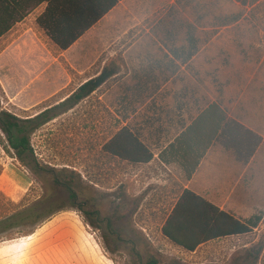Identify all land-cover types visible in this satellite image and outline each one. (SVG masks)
<instances>
[{"label":"rangeland","instance_id":"obj_1","mask_svg":"<svg viewBox=\"0 0 264 264\" xmlns=\"http://www.w3.org/2000/svg\"><path fill=\"white\" fill-rule=\"evenodd\" d=\"M42 9L0 40V105L21 117L56 115L31 140L51 172L34 174L0 146V218L40 198L64 209L30 235L0 238V261L264 264V221L252 234L194 252L171 243L161 228L186 182L179 167L130 164L102 151L128 126L157 153L213 99L244 106L246 91L261 95L264 0H127L65 52L37 26ZM103 66L118 73L64 111L65 97ZM56 175L72 185L75 203Z\"/></svg>","mask_w":264,"mask_h":264},{"label":"trees","instance_id":"obj_2","mask_svg":"<svg viewBox=\"0 0 264 264\" xmlns=\"http://www.w3.org/2000/svg\"><path fill=\"white\" fill-rule=\"evenodd\" d=\"M120 1L0 0V39L16 24L25 20L32 11L46 4L36 17V24L58 49L66 51L77 44ZM194 51L188 52V59L193 57ZM117 73V69L103 66L96 75L89 77L65 97L61 104L65 107L64 111L72 109L91 96ZM0 89L2 90L1 83ZM49 112L50 109H46L34 116L21 117L2 109L0 105V146L36 175L43 171L47 174L51 172L50 169L40 166L31 141L32 135L56 116L49 115ZM226 119L225 112L216 103H211L173 143L159 152V159L166 163L177 161L185 173V178L189 180L214 138L222 130ZM102 151L135 165L148 164L154 158L153 152L139 134L128 126L120 128L112 135L102 145ZM53 182L64 187L70 200L76 202L77 195L69 182H60L57 175L53 177ZM63 209L54 208L50 200L40 198L30 208H21L0 218V238L14 233L30 235L43 222ZM79 209L81 210L80 206ZM261 221L260 215L241 221L196 193L184 189L162 225L161 232L177 247L194 252L208 242L252 234ZM262 250L261 245L257 252L253 251L256 258Z\"/></svg>","mask_w":264,"mask_h":264},{"label":"crops","instance_id":"obj_3","mask_svg":"<svg viewBox=\"0 0 264 264\" xmlns=\"http://www.w3.org/2000/svg\"><path fill=\"white\" fill-rule=\"evenodd\" d=\"M126 1L121 0L100 21L109 17ZM45 6L46 4H42L37 9L41 7L44 9ZM260 79V82H263L264 77ZM245 93L242 100L244 106L239 104L231 106L229 99L220 97L197 109L194 115L180 125L177 133L165 145L158 147L157 153L144 142L154 154L153 160L145 165L151 164L155 159L166 166L177 165L185 178L179 163L161 161L158 157L159 152L173 143L211 103H216L225 112L227 119L192 177L189 180L185 178L183 190L188 189L196 193L241 221L260 215L261 224L264 221V90L259 96H250L247 91Z\"/></svg>","mask_w":264,"mask_h":264},{"label":"clouds","instance_id":"obj_4","mask_svg":"<svg viewBox=\"0 0 264 264\" xmlns=\"http://www.w3.org/2000/svg\"><path fill=\"white\" fill-rule=\"evenodd\" d=\"M0 264H4V262L0 261ZM16 264H22V262H16Z\"/></svg>","mask_w":264,"mask_h":264},{"label":"snow or ice","instance_id":"obj_5","mask_svg":"<svg viewBox=\"0 0 264 264\" xmlns=\"http://www.w3.org/2000/svg\"><path fill=\"white\" fill-rule=\"evenodd\" d=\"M2 253H3V249H2V248H0V255H2Z\"/></svg>","mask_w":264,"mask_h":264}]
</instances>
